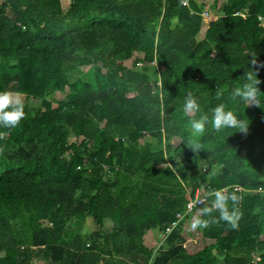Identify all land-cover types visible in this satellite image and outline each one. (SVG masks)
Returning a JSON list of instances; mask_svg holds the SVG:
<instances>
[{
    "label": "trees",
    "instance_id": "trees-1",
    "mask_svg": "<svg viewBox=\"0 0 264 264\" xmlns=\"http://www.w3.org/2000/svg\"><path fill=\"white\" fill-rule=\"evenodd\" d=\"M186 1L0 0V90L26 98L0 127V264H264V0H213L203 37L206 4ZM249 66L262 107L229 96ZM188 91L248 131L206 129L193 151ZM199 187L242 196L235 229L202 215L210 196L177 217ZM193 216L209 224L189 238Z\"/></svg>",
    "mask_w": 264,
    "mask_h": 264
},
{
    "label": "clouds",
    "instance_id": "clouds-1",
    "mask_svg": "<svg viewBox=\"0 0 264 264\" xmlns=\"http://www.w3.org/2000/svg\"><path fill=\"white\" fill-rule=\"evenodd\" d=\"M183 4L184 0H180ZM251 59L248 65L256 64V53L254 51H246L243 55ZM259 80L253 67L246 68L243 74V81L239 86H233L230 89L229 96L235 101L237 98L245 105H257L262 107L260 100V90L257 87ZM221 92H217V96H221ZM264 108V107H262ZM183 115L189 119L190 146L193 151L200 149V144L192 141L193 137H198L206 132V129L219 133L222 130H235V132L246 133L248 125L240 115L232 109L227 108L225 103L221 102L215 107L210 108L207 113L202 112L201 104L192 91L186 92L182 105ZM196 113H201L195 118ZM25 116L24 103L18 93L9 90H0V127L12 129L19 125ZM208 195L212 198L210 207H204L201 212L204 217H208L212 213H218L219 221H223L235 229L239 219L238 205L242 196L236 191H229L227 188L213 190ZM213 223L216 222L213 218ZM209 220L204 218H193L191 223L192 229H205L208 227Z\"/></svg>",
    "mask_w": 264,
    "mask_h": 264
},
{
    "label": "rangeland",
    "instance_id": "rangeland-1",
    "mask_svg": "<svg viewBox=\"0 0 264 264\" xmlns=\"http://www.w3.org/2000/svg\"><path fill=\"white\" fill-rule=\"evenodd\" d=\"M200 1H201L202 3H205V4H206V7H205V9H204V11H203V15L205 14V17H204V19H203V24H202V28H201L200 36H199V37H203L204 34H205V31H206V29H207L208 23H209L211 20H215V19H217L218 16H219V14H218L217 11H214V10L211 8V6H212V4H213V0H200ZM220 1L222 2V1H224V0H220ZM61 3H62V6H63V7H66V4H64L62 1H61ZM137 55H139L140 58L143 56L141 53H139V54H137ZM88 68H89V66H85V67H82V70H83V71H86ZM6 90L12 91V92H14V93H18V92L15 90V88H14L13 85H11L10 87H8ZM67 91H68V89L66 88L65 91H63V92H57V93L53 96V99H55V100H63V99H66ZM18 94L20 95V98H21V100L23 101V103H24V105H25V103H26L25 95L20 94V93H18ZM142 142H143V141H142ZM174 142H178V139H175ZM194 217L196 218V216H193V217L189 218V220H187V221L184 222V223H185L184 226L186 225V223H189V225L187 224L188 227H184V229L186 230V232H184V233H185L189 238H196V237H198V235H199V233H197L196 231H194V230L191 228V223H192ZM111 225H112V222L109 221V220H107V221L105 222L104 228L108 230V229L111 228ZM85 229H86L87 231H91V230L94 229V226H93V224H92L91 221H89V220L87 221ZM182 231H183V228H182ZM154 235L157 236V240H159V242H160L161 238L163 237V234H158V232H157V233L155 232ZM160 235H161V236H160ZM33 251H34V252H37V248H33ZM34 262H39V263H41V264H51L48 260L44 259V258L41 256L40 253H35V256H34ZM173 264H179V262L175 261V262H173Z\"/></svg>",
    "mask_w": 264,
    "mask_h": 264
},
{
    "label": "built area",
    "instance_id": "built-area-1",
    "mask_svg": "<svg viewBox=\"0 0 264 264\" xmlns=\"http://www.w3.org/2000/svg\"><path fill=\"white\" fill-rule=\"evenodd\" d=\"M183 4L188 5V2L186 0H184ZM236 14L241 15L243 18H246L248 15L247 12H245V11H238ZM203 16L205 17V14ZM260 19H262V18L260 17ZM262 23L264 25V22H262ZM231 187H233L234 190H243L244 192H247V193L252 191L251 189H246L240 185H233ZM223 188L228 189L229 187H223ZM208 193H210V192L204 188H200V187L197 188L194 192V195L188 200V202H186L184 211L178 213L177 217L179 219H182L185 217L186 214L193 212L195 209L202 206L207 201V198L209 196ZM177 224H178V222L175 221L165 229V231L163 233V237L161 238V242L166 237V235H168L177 226ZM256 260H260V257L256 256Z\"/></svg>",
    "mask_w": 264,
    "mask_h": 264
},
{
    "label": "crops",
    "instance_id": "crops-1",
    "mask_svg": "<svg viewBox=\"0 0 264 264\" xmlns=\"http://www.w3.org/2000/svg\"><path fill=\"white\" fill-rule=\"evenodd\" d=\"M61 1H62L64 4H66V7L68 6V4H69V0H61ZM184 224H185V223H184ZM184 224H183V227H182V228H183V231H182L183 233L186 232V230L184 229V227H188L189 223H186L185 226H184ZM187 224H188V225H187ZM193 230L196 231L197 233H199L197 229H193Z\"/></svg>",
    "mask_w": 264,
    "mask_h": 264
}]
</instances>
